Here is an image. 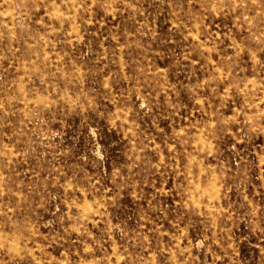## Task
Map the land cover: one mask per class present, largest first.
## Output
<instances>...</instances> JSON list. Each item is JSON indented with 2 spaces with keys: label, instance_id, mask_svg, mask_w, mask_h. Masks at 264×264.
Listing matches in <instances>:
<instances>
[{
  "label": "rangeland",
  "instance_id": "obj_1",
  "mask_svg": "<svg viewBox=\"0 0 264 264\" xmlns=\"http://www.w3.org/2000/svg\"><path fill=\"white\" fill-rule=\"evenodd\" d=\"M0 264H264V0H0Z\"/></svg>",
  "mask_w": 264,
  "mask_h": 264
}]
</instances>
